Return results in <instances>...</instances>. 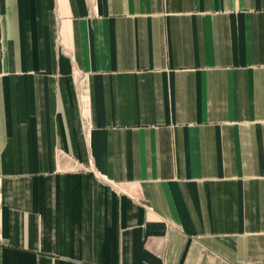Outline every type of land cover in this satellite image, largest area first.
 <instances>
[{
    "label": "crops",
    "instance_id": "crops-1",
    "mask_svg": "<svg viewBox=\"0 0 264 264\" xmlns=\"http://www.w3.org/2000/svg\"><path fill=\"white\" fill-rule=\"evenodd\" d=\"M0 264H264V0H0Z\"/></svg>",
    "mask_w": 264,
    "mask_h": 264
},
{
    "label": "built area",
    "instance_id": "built-area-1",
    "mask_svg": "<svg viewBox=\"0 0 264 264\" xmlns=\"http://www.w3.org/2000/svg\"><path fill=\"white\" fill-rule=\"evenodd\" d=\"M2 249V242H1V238H0V251Z\"/></svg>",
    "mask_w": 264,
    "mask_h": 264
}]
</instances>
